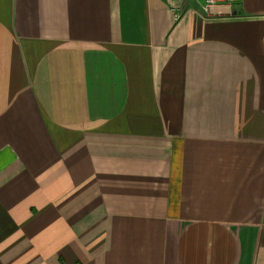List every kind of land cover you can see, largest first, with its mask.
<instances>
[{
	"label": "crops",
	"instance_id": "crops-1",
	"mask_svg": "<svg viewBox=\"0 0 264 264\" xmlns=\"http://www.w3.org/2000/svg\"><path fill=\"white\" fill-rule=\"evenodd\" d=\"M176 3L0 0V264H264V0Z\"/></svg>",
	"mask_w": 264,
	"mask_h": 264
},
{
	"label": "built area",
	"instance_id": "built-area-1",
	"mask_svg": "<svg viewBox=\"0 0 264 264\" xmlns=\"http://www.w3.org/2000/svg\"><path fill=\"white\" fill-rule=\"evenodd\" d=\"M176 5L171 9L178 16L181 12L185 11L193 5H198L197 12L203 18H209L217 16L215 13L217 10H224L227 12V16L232 17L236 14L235 9L240 4L241 0H203L202 4H198L197 0H175Z\"/></svg>",
	"mask_w": 264,
	"mask_h": 264
}]
</instances>
